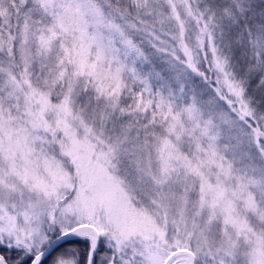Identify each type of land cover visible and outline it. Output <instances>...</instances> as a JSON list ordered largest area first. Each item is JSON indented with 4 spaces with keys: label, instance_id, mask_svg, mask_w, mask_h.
I'll return each instance as SVG.
<instances>
[{
    "label": "snow or ice",
    "instance_id": "1",
    "mask_svg": "<svg viewBox=\"0 0 264 264\" xmlns=\"http://www.w3.org/2000/svg\"><path fill=\"white\" fill-rule=\"evenodd\" d=\"M0 0V264H264V8Z\"/></svg>",
    "mask_w": 264,
    "mask_h": 264
},
{
    "label": "trees",
    "instance_id": "2",
    "mask_svg": "<svg viewBox=\"0 0 264 264\" xmlns=\"http://www.w3.org/2000/svg\"><path fill=\"white\" fill-rule=\"evenodd\" d=\"M249 2L254 6V15L259 18L261 10L264 8V0H249Z\"/></svg>",
    "mask_w": 264,
    "mask_h": 264
}]
</instances>
